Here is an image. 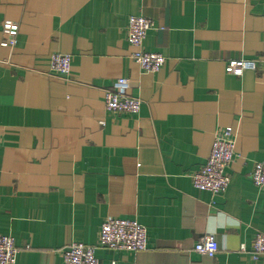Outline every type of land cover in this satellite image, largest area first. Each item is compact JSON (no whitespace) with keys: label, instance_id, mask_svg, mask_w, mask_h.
I'll list each match as a JSON object with an SVG mask.
<instances>
[{"label":"crops","instance_id":"1","mask_svg":"<svg viewBox=\"0 0 264 264\" xmlns=\"http://www.w3.org/2000/svg\"><path fill=\"white\" fill-rule=\"evenodd\" d=\"M154 23L145 49L158 73L130 58L131 16ZM19 24L4 48L3 24ZM70 54L69 78L50 71ZM231 60H253L242 77ZM142 100L137 115L106 110L119 78ZM235 133L223 194L196 189L219 130ZM264 0H0V235L15 264H65L73 242L97 246L108 218L147 229L140 252L97 248L100 264H264ZM213 236L214 258L195 248ZM246 251H241V246Z\"/></svg>","mask_w":264,"mask_h":264},{"label":"built area","instance_id":"2","mask_svg":"<svg viewBox=\"0 0 264 264\" xmlns=\"http://www.w3.org/2000/svg\"><path fill=\"white\" fill-rule=\"evenodd\" d=\"M154 23L151 19L138 15L129 18L127 40L134 48L130 58L136 61L143 72L158 73L166 62L160 53L148 52L145 42ZM19 24L7 21L3 24V32L7 36L1 46L14 48L17 45ZM72 68L70 54H53L50 62L52 74L69 78ZM257 62L253 60H231L226 66L227 74L242 77L247 70H256ZM130 80L117 79L113 87L105 92L106 110L114 114L137 115L142 107V100L129 94ZM236 156L235 133L231 128L219 130L215 136L211 154L207 162L192 174V182L196 189L208 191L214 195L223 194L230 185L228 169ZM254 185L264 191V161L256 164L252 173ZM148 235L145 226L136 220L108 218L100 228L97 246H87L73 242L63 252L65 264H100L96 256L97 248L140 252L147 249ZM246 251V246H241ZM201 255L214 258L220 248L213 236H205L195 248ZM19 249L11 236L0 235V264H15ZM264 256V234L258 232L253 240V260L260 261Z\"/></svg>","mask_w":264,"mask_h":264}]
</instances>
